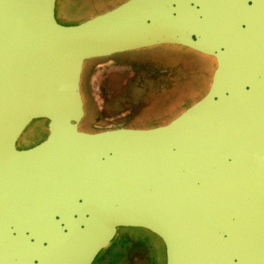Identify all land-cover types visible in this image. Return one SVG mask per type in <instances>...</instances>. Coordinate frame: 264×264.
I'll list each match as a JSON object with an SVG mask.
<instances>
[{
  "label": "water",
  "instance_id": "95a60500",
  "mask_svg": "<svg viewBox=\"0 0 264 264\" xmlns=\"http://www.w3.org/2000/svg\"><path fill=\"white\" fill-rule=\"evenodd\" d=\"M213 1L128 0L69 26L57 0H0V264H94L121 228L167 264H264V81L227 65L231 7ZM162 44L226 48L208 93L163 126L80 130L85 62ZM35 119L46 139L18 149Z\"/></svg>",
  "mask_w": 264,
  "mask_h": 264
},
{
  "label": "flooded vegetation",
  "instance_id": "af4514ba",
  "mask_svg": "<svg viewBox=\"0 0 264 264\" xmlns=\"http://www.w3.org/2000/svg\"><path fill=\"white\" fill-rule=\"evenodd\" d=\"M213 2L219 8L224 7L226 4H230L231 7V18H216V28L219 34L227 38L226 43L229 42L230 44L227 46V50H229L231 62L227 65L233 71H245L257 75V78L254 79L257 82L264 81V0H214ZM57 21L59 22L58 19ZM165 45L174 44H162V46ZM176 46L201 55L207 74L210 76V89L215 72L220 65V52H225L226 48L221 46L220 52L216 50L213 54L180 45ZM122 54L93 58L85 62L81 79L85 117L79 125L80 130L96 133L119 127L132 129L154 128L168 124L182 113L177 116L173 115L170 120L161 123L138 127L132 126L120 116H115L119 113L129 112V100L135 99L129 93L134 89H141L142 93L149 92L158 85L159 79L163 80L165 78L169 84L170 76H173V69L170 68L169 64H166L165 67L150 70L152 73L147 72L143 75L146 69L143 71L140 65L122 59ZM208 91L197 101L203 98ZM189 106L185 107L183 112ZM88 120L92 124L91 127L83 128L82 125ZM106 123H108L107 126L99 127V124ZM17 148L20 149L18 145ZM138 231L145 233L146 237L150 236L160 244L154 235L144 229L121 228L110 245L96 257L94 264H146L151 262L153 258L147 259L146 254H142V252L149 250V254H152V249L147 247L142 238H139L141 236L137 234ZM163 250L165 252V249Z\"/></svg>",
  "mask_w": 264,
  "mask_h": 264
},
{
  "label": "rangeland",
  "instance_id": "374dc122",
  "mask_svg": "<svg viewBox=\"0 0 264 264\" xmlns=\"http://www.w3.org/2000/svg\"><path fill=\"white\" fill-rule=\"evenodd\" d=\"M126 1L128 0H58L56 17L63 25H77L110 11ZM121 57L135 65H140L143 71L146 69L143 75L147 72L152 73L150 70L165 67L166 64L173 69L169 84L165 78L159 79L158 85L149 92L142 93L141 89L136 88L129 93L135 98L129 100V112L115 116H120L132 126L170 120L173 115L177 116L183 112L185 107L195 104L197 99L209 90L210 76L207 74L201 55L179 46H154L129 51L123 53ZM107 124H99V127H105ZM47 125L46 119L33 120L20 136L18 147L20 149L31 147L46 139ZM91 125L88 120L82 127L89 128ZM137 234L146 242L147 247L152 249V254H149V250L142 252L146 254L147 259L153 258L146 264H167L166 254L160 244L150 236L146 237L141 231Z\"/></svg>",
  "mask_w": 264,
  "mask_h": 264
}]
</instances>
